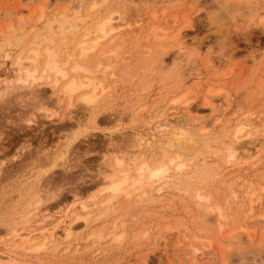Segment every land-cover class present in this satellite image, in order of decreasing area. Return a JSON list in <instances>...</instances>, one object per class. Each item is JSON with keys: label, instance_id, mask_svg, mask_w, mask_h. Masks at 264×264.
<instances>
[{"label": "rangeland", "instance_id": "1", "mask_svg": "<svg viewBox=\"0 0 264 264\" xmlns=\"http://www.w3.org/2000/svg\"><path fill=\"white\" fill-rule=\"evenodd\" d=\"M253 1L250 8H245L233 0L220 10L223 31L219 33L209 25L207 13L216 10L222 0H0V88L5 83L12 85L18 77L13 67L15 57L29 58L30 49L38 51L39 72L45 44L58 48V55L70 51L77 54L75 46L92 40L93 27L108 16L114 19L113 25L128 26L124 27L127 30L139 27L136 32L140 33L153 27L169 28L173 21L177 22L176 28L181 29L188 45L186 54L176 59L175 68L184 76L179 75L181 82L173 77L177 72L170 65L179 53L176 48L167 49L163 55L168 67L145 71L147 81L144 76L131 77L137 52L141 54L151 38L139 40L135 47L132 39L130 43L125 38L120 49L107 56L98 49L90 53L92 61L100 64L90 77L104 88L110 86L106 92L110 97L80 129L75 130L74 121L83 120V114L75 100L74 116L69 120L64 119L65 115L61 117L67 111L63 108L66 101L57 96L62 81L52 89L50 81L43 79L0 97V208L16 205L25 193L21 184L39 168L48 169L52 158L58 162L37 184L42 197L39 206L30 214L16 216L15 226L7 225L4 229L0 225L2 260L8 258L13 264H264V222H257L264 216V0ZM194 46L201 47V57L206 50L205 53L209 52V64L204 65L205 58L193 53V63L186 65V56L192 51L189 48ZM128 52H133V58L125 62L123 57ZM124 63L131 66L125 69ZM108 66L112 68L105 69ZM204 86L210 89L208 101L203 98ZM252 125L258 130L256 136ZM134 130L142 136H154L147 154H134L137 148L124 140ZM233 132H238L237 138L231 137ZM248 133L252 135L249 137ZM172 135L180 139L169 148L167 141L171 142ZM228 144L236 153L231 161L226 159ZM161 151L164 162L180 156L178 160L185 163L183 176L196 171L193 186L191 182L185 186L161 181L150 189L135 191L129 198L121 194L99 210L94 207L91 215L103 214L104 218L96 221L93 216L87 224L74 221L77 216H85L77 209L79 202L97 205L107 199L104 194H97L102 189L98 183L101 175L129 171L134 176L135 169L145 162L152 164L160 158ZM248 151L254 154L243 157ZM116 160L123 162L121 168L116 167ZM197 173L202 177L200 184ZM196 191L209 196L204 206L220 207L224 217L214 226L208 220L213 228L204 233L197 231L201 226L197 217L201 214L194 201ZM46 195L49 200H44ZM259 202H263L262 208L257 210ZM251 206L256 210L250 216L252 223H257L248 225L254 228H248L254 236L250 243L257 248L240 262L232 256L234 251L225 247L224 237L235 232L241 241H247L240 227L247 221ZM66 215L70 216V223L78 224L75 238H58L38 254L12 250L16 246L13 227L17 231L31 230L40 224L51 228ZM113 218H118L115 222L120 228L114 234L120 242L106 236ZM138 230L145 235L138 238ZM96 231L104 234L100 241L97 235L94 238ZM194 235L198 242L187 247ZM95 242L101 251H96Z\"/></svg>", "mask_w": 264, "mask_h": 264}, {"label": "bare ground", "instance_id": "2", "mask_svg": "<svg viewBox=\"0 0 264 264\" xmlns=\"http://www.w3.org/2000/svg\"><path fill=\"white\" fill-rule=\"evenodd\" d=\"M236 1L239 4L245 6V8L246 7L250 8L251 4L254 3L253 0H236ZM231 2H233V0H222V2L218 3L216 10L210 11L207 13L208 23L210 26H212L215 29L216 32L220 33L222 28H223V23L221 22L222 18L220 16H218V13L220 12V10H223L224 8H226L229 5V3H231ZM251 20H252V17H249L248 21H251ZM99 21L100 22L93 27L92 36H94V37L93 38L91 37L92 40L90 39V41L88 40V41L79 42L75 46V47H77V51H76L77 54H74L73 52L70 51V52H65L63 54L58 55V52L56 51L58 48L55 47L56 50L54 49V47L49 48L44 43L45 48L42 47V51L44 54V58H43L44 61L42 60L43 64H42V67H40V71H39L40 74H39L37 66H36L38 64L37 61H38V58L40 56L38 51H36V50L33 51L30 49L32 57H29V58H24V57L18 58L19 56L15 57L13 60V67H14L15 71L17 72L16 74L18 77L15 78L16 81L14 80L12 85H8L7 83H5L3 85V87L0 88V97L2 95L5 96L7 94V92L8 93L15 92L14 91L15 89H20L22 87H25L26 85L31 86L35 82L43 80V79L50 81V85L52 86V89H53V87H57V84H59L62 81L61 86H58V88L60 87V89H58L59 95H57V94L56 95L59 96L58 100H65L66 101L65 102L66 106L64 104L63 108L64 109L66 108L67 111L65 109L64 111H66V112L63 111L65 114L63 113V115H61V114L60 115H61V117H64V115H65L64 119L69 120L75 114V111L72 110V109H74V106H75L74 103L79 104V108H81V110H82L83 120H80L77 122L74 121V126H75V130H76L77 128L80 129L84 123H86L89 119H91V117L94 116L97 108H99V107L101 108V106L108 99V97H110L106 93V92H108L107 90H110V86L104 88L94 78H91L92 76L90 77V74L92 75L94 72V68H98L100 66L99 63L95 64L92 61L93 59H91V57L89 56L90 53L93 54L94 51H96L98 49L102 54L106 53V56H107L108 53L113 54V53H115L116 50L120 49V45L122 43H125L122 41L125 38L128 39L130 43H131L130 40L132 39V41H133L132 43H133L134 47L136 45L135 43L136 42L138 43L139 40H141V39L147 40V38H151L152 39L151 41L149 39L150 43L148 45H146L144 48L145 51L143 50L141 52V54H139L140 51L137 52L138 53L137 55H139V56H138V58L135 59L136 65L134 67H132V70L130 71L132 74L131 77L137 78L138 75H139V77L144 76L143 78H145V80L147 81V75H144L146 70L149 72V71L153 70L154 68H157V70H162L165 67H168V65L163 61V55L165 54L167 49L176 48L177 51L179 52L178 55H176L170 62V65L171 66L174 65V68H175V65L177 64L176 59L181 57V56H184L188 50V45L185 41V38L183 37V34L181 33V29H177L176 25H175L177 22L175 23L174 21L172 22L171 20H169L173 24L172 25L170 23L172 25L171 27L168 28L167 26H169V25L166 26L167 28L163 27L164 29L162 27H153L150 30L148 29L147 32L143 33L141 31L143 34L139 32L140 30L138 32H136V30L139 27H137V29H130L131 27H129V29L127 30V28H124V27H128V26H121V25L115 26V25H113L114 19L111 16L103 18L102 21L101 20H99ZM258 21H259V23H262L263 20L259 17ZM166 23H168V21ZM83 39H86V38H82V40ZM43 41H41L40 43H43ZM48 43H53V40H48ZM25 44H28V43H25ZM39 44H38V46H39ZM23 45H24V43H23ZM23 45L20 48L24 47ZM28 45L30 46L31 44H28ZM33 45H35V44H32L31 46H33ZM14 46L17 47L18 44L14 45ZM27 46H26V48H27ZM128 46L129 45H127V47ZM121 48H122V46H121ZM200 48L198 49V48H196V46H194L193 48H189V51H190V49L192 51H190L189 52L190 54H187V56H186V65L187 66H189L193 63V61H192L193 53H194V56L199 55L198 57H200L201 59L205 58V64L204 65H207V63L208 64L210 63V60H209L210 58H208L209 52L205 53L207 51L206 50L204 52V56H202L204 58H202L200 55V54H202ZM126 49H128V48H126ZM139 50H141V49H139ZM27 52L29 54V50ZM59 53H60V51H59ZM132 54H133V52H128L127 54H125V56L126 55L127 56L123 57V60L125 58L126 61L125 60L124 61L127 62L128 59H130V58L132 59L133 58V57H131ZM25 55H26V53H25ZM89 57H90L91 61H90ZM92 58H94V57H92ZM202 63H204V62H202ZM128 64L129 63H127V64L124 63V67L127 66L125 69H127L131 66ZM171 66H169V68H168V69H170L169 72L171 71L170 74H172L173 72H177L176 73L177 76L175 75L173 77L179 81V79H180L179 77H181L179 75H182L181 74L182 72H179L180 69H176L178 67L175 68V71H174V69H172L173 70V72H172V70L170 68ZM109 68H112V66H108L105 69H109ZM179 68H181V67H179ZM140 74H141V76H140ZM157 74H159V72H157ZM162 77H166V76L162 75ZM148 78H149V76H148ZM138 79H140V78H138ZM180 80L182 81V77ZM181 81H179V82H181ZM143 84H145V83H143ZM113 86H115V85H113ZM113 86H111V87H113ZM204 87H203V90H204L203 98L208 101L209 99L207 98V96H209L210 89L208 86L205 88ZM147 89H144V92H147L146 91ZM9 90H11V91L9 92ZM73 100H75V102ZM58 102H56V103H58ZM57 109H59V107L56 106L55 107L56 113H57ZM141 111H140V113H141ZM67 115H68V117H66ZM118 120H121V119H118ZM113 123H114V121H113ZM252 130H253L252 133H255V136H256V133L258 130H256L254 125H252V127H251V131ZM240 131L241 130H239V132ZM251 131H249V133ZM132 133L133 134L130 133V135H126V139H124V140H126L130 143H133L134 146L137 148V150L135 151L134 154H136V153H138L139 155L140 154H142V155L147 154L149 152L151 146H152L151 141H152V139H154L153 138L154 136H152V135L142 136L141 133H139V131H136V130H134ZM249 133H248V136L250 137L252 135V133L251 134H249ZM124 134H121V135L124 136ZM237 134H238V132H233L231 137L233 136V138H237ZM123 136H121V137H123ZM171 137H173V138H172L170 143H168V141L166 140L167 144H168V145L167 144L166 145L169 146V148L174 143H178V141L180 139V136H178V135H172ZM156 143L159 144L158 142H156ZM223 143H225V142H223ZM259 145H261V144H259ZM223 150H224V148H223ZM225 150L227 151L226 152V155H227L226 159L229 158L228 161L234 160L236 157L234 147L232 145L228 144L226 146ZM253 150L256 151L257 147H254ZM161 154H163V156ZM161 154L159 153L160 158L157 157L158 159L157 158L154 159V162H152V164L145 162L141 166H139L137 169H135L134 171H136V173L134 176L132 175L133 172L130 173L129 171H117L113 174L101 175L100 182H98V183L101 186L100 189L101 188L102 189L98 190L99 193H97V194H98V197H101V195L104 194L105 197H107V199L99 202L97 205L96 204L95 205L89 204V203H82V202L77 201V202H79L77 209L81 213H83L85 216L84 217L77 216L74 221L81 220L83 223L87 224L93 216L95 217L94 219L97 221V219H100L101 217H103V214L91 215V211H94L95 208H97V210H99L102 205L109 204L113 199L117 198L121 194H123L124 196L129 198V195L133 194L135 191H138L143 187H146V188L148 187V189H150L155 184L156 185H157V183L159 184V182H161V181L162 182L165 181V183H169V182L170 183H179L180 182V183H184L185 186H188L187 185L188 182L190 183L192 181V179L194 178V176H196V174H195L196 171H195V173H190L191 175L190 176L188 175V177L183 176L182 173H183L184 168H185V163L180 162L178 160L180 158V156H178V157L173 156L174 158H168V160L166 162H164L163 161L164 153H162V151H161ZM243 154H244L243 157H245V156L250 157L254 154V152L248 151V152H244ZM52 159L50 161L51 163H50L48 169H46L47 167L39 168L35 172V175H33V177H29L28 181L25 180L23 182V184H21V185H23L22 187L25 188V193L23 194V198L21 200H19L18 203L16 202L17 203L16 205L10 204V205L2 206L0 208V210H1L0 211V225H2L3 228L4 227L6 228L7 225L15 226L14 225L15 224L14 219L17 218L16 216L22 215L23 213L30 214L29 212H32L33 209H35L39 206V204L42 201V197L39 196V194H38L37 184H38L40 178L47 172V170L53 169L54 167H56L55 164H57L58 162L55 163V161L57 158L55 160H52ZM155 160H156V162H155ZM115 165H116V167L121 168L123 166V162L121 160H116ZM197 177H199L200 180L198 178L196 180L198 182L199 181L201 182L202 177L200 175L198 176V173H197ZM195 178H194V180H195ZM196 182H195L194 186L196 185ZM200 182H199V184H200ZM191 183H192L191 186H193L194 182H191ZM159 190H161V188H158L157 192H159ZM150 192L152 193V190ZM157 192L155 190V193H157ZM252 196H253V194H252ZM257 198H258L257 200L261 199L260 197H257ZM49 199H50V197H48V195H46V197H44V200H49ZM194 201L196 203L198 213L201 214L199 216H202V218L200 217L201 219L198 218L199 216L197 217V219L201 221V222H199V224L201 226L199 227V230H197V231H201L203 233L208 231V230L210 231V230H212L213 227H211V228L209 227L210 225L208 224V222H209L208 220H210L209 223H211L212 221L215 222L214 224H213V222L211 224L214 226V225H217L216 223L219 222L220 218H224L221 210L219 209L220 207H218V208L212 207L211 208V207L203 205L204 203L209 201L208 195H206V194L203 195L201 192L196 191ZM251 202H250V204H253ZM260 203H263V202H259L257 206H259ZM254 207L251 206L250 210H247L248 213H246L247 214L246 217L244 215L242 216L243 220H245L244 219V217H245L247 221L242 222V226L240 227V233H241V230H243L245 232V234H246L245 236L247 237L246 238L247 241L246 242L241 241L242 239L240 240V238H238L236 235L237 233H235V232H232L231 234L229 233L226 235V237H224V238H226L225 240L227 241L225 244V247L229 251H231V250L234 251L232 256L236 257L240 262H244L245 261V255L247 253L254 252L257 248V246H254V245H252V243H250L251 238L254 237L252 234H250V231L254 230V228L252 229L250 227L252 226V224H254V223L256 224L259 221L260 222L258 224H260V225H263L262 222H264V216H260V218H259L260 220L257 221V219H256L257 222L252 223L253 220L250 216L253 214V211H256V210H253V209H255ZM259 207L257 210L262 208V206L260 208ZM214 212H216V215L213 216ZM68 216L67 215L62 216L60 218V220L56 224H54V226H52V227L49 226L51 228L45 227V225L40 224L39 226H37L34 229L31 228V230H24L23 229L24 231H22V230L17 231L13 227V230H12L13 237L12 238H14V241H15V243L13 245H16V246H12V250L13 251H20V252H24V251H28V252L32 251L33 252L34 251L38 254V252H40L41 250H44L49 243L55 241L58 238H60L61 240H64V241H68L72 238H75L76 233L79 230V227H78V224L77 225L75 224V222H74V224L70 223L68 221L70 216L69 217ZM114 217H116V216H114ZM117 217H119V216H117ZM162 217H164V216H162ZM107 218H109V217H107ZM238 218H237V221H238ZM255 218L256 217H254V219ZM117 220H118V218H113L111 221H109L110 224H109L108 229H110V231L108 232V234H106L107 237L111 236V239H112V237H114V239H112V240H114V242L115 241L120 242V240H121L119 237H115L116 235L114 234L116 232V230L118 228H120V226H118L115 222ZM235 220H236V218H235ZM105 221H107V220H105ZM248 225L250 227H248ZM107 227H108V224H107ZM179 227H178V229L177 228L176 229L179 230ZM261 227L263 228L264 226H261ZM104 228H106V227H104ZM220 228H223V226H221ZM248 228L251 230H249ZM184 230H186V228ZM222 231H224V230L222 229ZM59 232L61 233L60 236H58ZM218 232L220 233V231H218ZM138 234H139V236L137 235V237L139 238L140 235L144 234V233L140 234V232L138 230ZM22 235H24V236H22ZM90 235H92V234H90ZM93 235H95L94 238H96V235H97L98 241H100L101 237L104 236V234H102L101 231H96V234H93ZM93 235H92V238H93ZM37 236H39V237H37ZM112 240H110V241H112ZM235 240H237V241H235ZM96 242H95V244H93V245H95V249L97 247L96 245L98 244V242H97V244H96ZM193 242L194 243L198 242L197 238H195V235H194V238L190 242H188L187 247H189L190 244L193 245ZM221 243L222 242L219 241V244H221ZM91 244H92V242H91ZM93 245H91L92 249L94 247ZM97 248L98 249H96V251H99L101 247H97ZM90 251H91V249H90ZM83 252H81V253H83ZM102 252H103V250H102ZM76 253H77V250H76ZM88 253H90V252H88ZM94 256H93V258H95ZM2 258H3V256H2ZM101 258H102V256H101ZM9 261L10 260L8 258H7V260H2L0 258V264H13L12 261H10V262ZM191 262L193 263V261H191ZM223 264H226V263H223Z\"/></svg>", "mask_w": 264, "mask_h": 264}]
</instances>
